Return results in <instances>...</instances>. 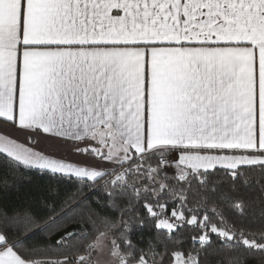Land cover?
Masks as SVG:
<instances>
[{
	"label": "snow or ice",
	"instance_id": "obj_1",
	"mask_svg": "<svg viewBox=\"0 0 264 264\" xmlns=\"http://www.w3.org/2000/svg\"><path fill=\"white\" fill-rule=\"evenodd\" d=\"M249 85L253 118L264 124V0H0V187L19 190L34 173L72 189L55 213L46 205L41 223L33 205L0 200V264L47 249L69 264L67 253L101 218L130 203L114 179L109 187L115 168L139 161L143 169L152 136L182 138L243 122ZM172 163L165 159V170ZM156 207L138 201L131 211L148 219L133 231L156 220ZM162 207L168 215L169 205ZM170 215L180 218L175 209ZM44 229L46 242L31 246ZM203 235L189 239L196 264L202 254L217 264L256 259L224 240L209 249L213 233L207 244ZM128 239L124 264H148L163 243L156 235L137 256ZM170 259L175 264L176 254Z\"/></svg>",
	"mask_w": 264,
	"mask_h": 264
},
{
	"label": "trees",
	"instance_id": "obj_2",
	"mask_svg": "<svg viewBox=\"0 0 264 264\" xmlns=\"http://www.w3.org/2000/svg\"><path fill=\"white\" fill-rule=\"evenodd\" d=\"M191 148H156L148 151L143 169L139 167V161L125 163L115 168L112 177L109 179V187L114 179L117 187L122 188L120 195L130 201L122 208H117V214L113 216L108 213L102 217L105 221L96 230L90 232L79 241L78 249L68 252L69 264H78L83 259V264H95L97 258L96 244L106 237L107 250L110 253L117 251L116 259L109 260L106 264H124L128 256V237L131 235V242L137 247L136 255L139 256V249L156 235L161 237L163 243L159 245V251L155 260H149L148 264H173L170 259L173 254L181 251L187 253V258H193L196 263V246L189 243L190 237H200L203 232L202 243L207 244L208 233L211 229L224 231L230 239H224L213 234L211 244L208 248L219 247L217 241L224 240L225 247L234 253L255 256L254 261L249 264H264V252H245L244 245L252 249L264 248V164H246L227 169L214 167L209 170L183 169L186 174L183 179L178 176L166 174L161 170L159 160L164 157H171L174 152H192ZM210 153L240 154L248 156H264L262 151H228L211 150ZM30 175V183L24 184L19 190L13 187L11 190L0 187V200L9 206L31 204L39 210V217L35 223H41L43 218L49 215L45 210L46 205H54L51 209L55 213L65 196L72 190L67 185L58 183L48 176H39L34 173ZM57 193L60 196L57 197ZM163 206L169 205L168 212H179L183 217L185 227L174 234L171 229L160 227L159 233L155 231L157 221H149L146 229L141 231L133 225L138 224L140 219L147 221V215L141 217L139 212H132L131 209L137 206L138 201ZM123 203V201H121ZM95 208V206H93ZM191 218L196 224L188 227L187 221ZM202 223V228H200ZM69 228L83 229L81 224H70ZM119 229L120 231H116ZM48 229L30 241L31 246H39L46 241L42 236ZM151 233V235H150ZM55 240V236L51 237ZM183 241V248L179 242ZM120 244L125 250L120 248ZM82 249V250H81ZM60 251H67L61 249ZM155 248L149 251L151 256ZM26 258L21 260L27 264H60L59 255L55 250L47 249L42 254H23ZM75 257V259H73ZM144 262L142 258L129 261V264ZM200 264H217V262L205 255H201Z\"/></svg>",
	"mask_w": 264,
	"mask_h": 264
},
{
	"label": "crops",
	"instance_id": "obj_3",
	"mask_svg": "<svg viewBox=\"0 0 264 264\" xmlns=\"http://www.w3.org/2000/svg\"><path fill=\"white\" fill-rule=\"evenodd\" d=\"M247 116L243 122L230 123L227 128H217L204 133L185 135L184 137L152 136L150 151L158 148H191L192 152H174L172 161L180 169L209 170L212 167L235 169L246 164H264V156L210 153L211 150L262 151L264 152V124L253 118L251 86L249 85ZM22 139V137H21ZM121 148L126 150L125 145ZM214 148V149H212ZM18 264H27L17 258Z\"/></svg>",
	"mask_w": 264,
	"mask_h": 264
},
{
	"label": "built area",
	"instance_id": "obj_4",
	"mask_svg": "<svg viewBox=\"0 0 264 264\" xmlns=\"http://www.w3.org/2000/svg\"><path fill=\"white\" fill-rule=\"evenodd\" d=\"M165 159H167L168 161H172L171 157L160 158L159 164H160L161 170L163 172H165L166 174H169V175H172V176H175L176 175L179 178L183 179L186 174L184 172L180 171L178 167H176L175 165H173V163L171 164V167H168L165 170V167H164ZM152 205L157 206L156 207V212H157L156 221H157V225H159V227H162V228H165V229H171L176 224H179V223H182L183 222V216L179 212L175 211L176 214L180 218L179 219H176V220H173L172 219V216L170 215L173 211L168 212L169 214L166 215L164 213V209H163L162 206H158V205H155V204H152ZM187 223L188 224L191 223L192 225H194V224H196V220L194 218H191V219H189L187 221ZM199 225H200V228H202V223H200ZM209 232H211L213 234H216L217 236H219L221 238H224V239H229V237H230L224 231L218 230V229H211V231H209ZM205 234L207 236V232Z\"/></svg>",
	"mask_w": 264,
	"mask_h": 264
},
{
	"label": "rangeland",
	"instance_id": "obj_5",
	"mask_svg": "<svg viewBox=\"0 0 264 264\" xmlns=\"http://www.w3.org/2000/svg\"><path fill=\"white\" fill-rule=\"evenodd\" d=\"M158 148H161V146H158ZM212 149H214V148H212ZM173 165H175V164L173 163ZM213 168L214 167H212L210 169H213ZM180 171L184 172V170H180ZM107 242H108V240L106 239V237H103L96 244L97 258H96L95 264H106L109 260L116 259V257H118L116 250H113L110 253L108 252V250L106 248ZM138 264H144V262H140ZM175 264H196V263H195V260L193 258L185 259L184 257H181L179 254H176Z\"/></svg>",
	"mask_w": 264,
	"mask_h": 264
}]
</instances>
